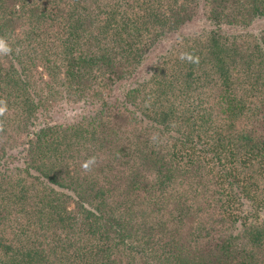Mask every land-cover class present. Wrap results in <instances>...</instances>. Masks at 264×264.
Masks as SVG:
<instances>
[{"label": "trees", "instance_id": "1", "mask_svg": "<svg viewBox=\"0 0 264 264\" xmlns=\"http://www.w3.org/2000/svg\"><path fill=\"white\" fill-rule=\"evenodd\" d=\"M263 17L264 0H0L22 158L0 165V264H264Z\"/></svg>", "mask_w": 264, "mask_h": 264}, {"label": "rangeland", "instance_id": "2", "mask_svg": "<svg viewBox=\"0 0 264 264\" xmlns=\"http://www.w3.org/2000/svg\"><path fill=\"white\" fill-rule=\"evenodd\" d=\"M232 29H239L238 27L235 28V27H232ZM197 30L196 26H185L183 27V29L181 30L180 34L181 36H190L192 35L193 32H195ZM261 30H264V17L263 18H258L256 20H254L253 22L250 23V26L249 28L247 29L248 32L252 33V34H257V32L261 31ZM228 32H231V33H235V31L233 30H228ZM237 33V32H236ZM166 46V43L163 42L162 44H160L157 48L158 52H162L164 50ZM122 87V85H121ZM116 88V86L114 87ZM118 90L120 89V85L117 87ZM115 90V89H113ZM73 108L72 107H68L66 105H63L61 107H59L58 109V113H49V114H44L43 116L39 117V121H41L42 119H46L48 120V117L51 115H53L54 117H56L57 115L59 116H63V117H67L70 116L74 111H72L71 109ZM75 112L77 111V108H75ZM67 114V115H66ZM0 121L3 122V137H4V141H3V145L5 146L4 148V151L2 152V154L0 155V165H2L1 163L3 161H5L8 157V154H12L13 156H16V161H14L13 164H11V167L14 168H18V169H21L22 168V158H21V155L19 153V140L18 138H10L7 140V138L10 137V135H7L8 132H9V129L11 126H9V124L7 123L6 119H5V113L3 116H0ZM12 134V133H11ZM13 177H15V173H14V170H13V174H10ZM34 174L32 172H30V176L32 177Z\"/></svg>", "mask_w": 264, "mask_h": 264}, {"label": "clouds", "instance_id": "3", "mask_svg": "<svg viewBox=\"0 0 264 264\" xmlns=\"http://www.w3.org/2000/svg\"><path fill=\"white\" fill-rule=\"evenodd\" d=\"M13 49L9 46L6 39L0 36V55H8L11 54ZM181 59H185L190 63H198V57H195L191 53H185ZM7 111V106L5 101L0 100V116H3L4 113ZM0 131H3V122L0 121ZM96 164L95 157L89 158L83 165V169L85 171H90L92 166Z\"/></svg>", "mask_w": 264, "mask_h": 264}]
</instances>
